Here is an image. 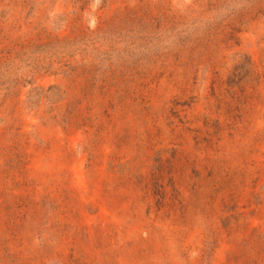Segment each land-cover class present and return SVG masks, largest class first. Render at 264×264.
I'll return each mask as SVG.
<instances>
[{"label": "rangeland", "instance_id": "1", "mask_svg": "<svg viewBox=\"0 0 264 264\" xmlns=\"http://www.w3.org/2000/svg\"><path fill=\"white\" fill-rule=\"evenodd\" d=\"M0 264H264V0H0Z\"/></svg>", "mask_w": 264, "mask_h": 264}]
</instances>
